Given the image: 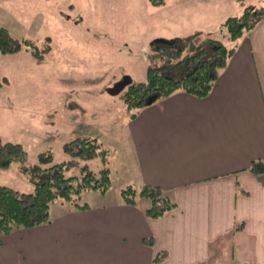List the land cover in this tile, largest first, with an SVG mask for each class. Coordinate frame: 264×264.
Instances as JSON below:
<instances>
[{
    "label": "crops",
    "instance_id": "1",
    "mask_svg": "<svg viewBox=\"0 0 264 264\" xmlns=\"http://www.w3.org/2000/svg\"><path fill=\"white\" fill-rule=\"evenodd\" d=\"M10 1L0 0V10ZM226 4L186 1V9L221 5V12L207 25L198 24L209 11L185 18L193 24L183 35L212 37L230 16ZM11 16L23 29L19 11ZM0 25L13 30L1 11ZM179 40L173 36V45ZM146 68L137 79L131 73L110 79L99 96L110 103L123 89L115 91L117 84L144 80ZM108 112L116 120L99 142L108 152L111 187L115 178L119 190L157 186L176 206L151 219L148 199L128 205L109 190L85 192L87 209L53 203L50 222L0 236V264H264V172H248L252 161L264 160V17L241 37L207 95L176 91L134 118ZM149 238L152 245L144 242ZM157 252L167 257L155 263Z\"/></svg>",
    "mask_w": 264,
    "mask_h": 264
},
{
    "label": "rangeland",
    "instance_id": "2",
    "mask_svg": "<svg viewBox=\"0 0 264 264\" xmlns=\"http://www.w3.org/2000/svg\"><path fill=\"white\" fill-rule=\"evenodd\" d=\"M24 1L3 3L0 10L3 20L13 29L10 30L13 36L32 40L38 48L49 51L41 60L24 49L0 55L3 83L0 88V139L21 144L27 152L28 166L37 163L38 153L45 150L51 152L53 163L67 160L63 145L75 137L107 141L105 129L116 120H109L108 113L112 112L108 111L119 118L128 116L123 102L124 89L116 93L110 103L99 96L105 86L114 83L107 82L110 79L128 73L137 79L143 72V65L164 64L168 65L165 73L177 77L184 71L180 60L200 49L207 52V60L213 59V46L204 41L205 35L202 38L199 33L189 37L183 35L193 24H185L184 19L200 18L199 11L204 10L209 12L203 13L198 25L215 23L224 4L186 9L188 0H165L160 6L152 5L149 0ZM223 2L227 3L224 14L228 15H240L243 7L249 4L254 11L264 8V0H245L244 4L235 0ZM17 11L22 18L19 25L25 22L23 29L13 22L15 18L11 12ZM177 35L180 44L173 45V36ZM208 38L219 40L227 48L231 46L225 29H218ZM93 77H102V81L87 82ZM89 165L96 171L101 167L100 159H92ZM74 173L77 168L68 172ZM44 174L48 175L49 171L40 173ZM0 185L23 192L33 189L25 174L19 171L18 163L0 169ZM119 185L115 178L110 194L120 195Z\"/></svg>",
    "mask_w": 264,
    "mask_h": 264
},
{
    "label": "trees",
    "instance_id": "3",
    "mask_svg": "<svg viewBox=\"0 0 264 264\" xmlns=\"http://www.w3.org/2000/svg\"><path fill=\"white\" fill-rule=\"evenodd\" d=\"M244 4L245 0H235ZM154 6H160L165 0H149ZM264 17V8L254 11L252 5L243 7L240 15L227 16L220 24L225 29L231 41L229 48L219 40L207 38L204 41L213 46L215 57L205 58L207 52L200 49L192 56H184L180 62L184 71L177 77L167 75L168 65L147 66L145 79L127 82L123 86V102L128 118H134L137 112L156 99L164 98L176 91H183L197 97H203L211 90L219 71L225 66L241 37L255 27ZM22 49L41 60L49 49L38 48L29 39L14 37L7 27L0 25V54L11 55ZM3 83L0 79V88ZM67 160L53 163V156L49 150L39 152L37 163L28 166L27 152L19 143L4 142L0 139V169H8L11 164L18 163V169L25 174L32 184L31 192H23L6 185H0V236L7 235L20 228H31L50 222V207L56 201L66 204L70 209H87V203L82 202L85 192L105 194L111 187V177L106 166L108 152L101 143L94 138L75 137L63 145ZM99 158L101 167L96 171L87 163ZM47 166V167H46ZM77 168V173L68 174ZM49 171L48 175H40ZM248 172L259 175L264 172V160L251 162ZM123 203L134 205L138 199H148L149 207L146 216L156 219L173 209L176 204L157 186L140 184L138 187L127 185L120 190ZM238 225L237 228H241ZM144 242L152 245V239ZM166 252H157L153 258L155 263L163 261Z\"/></svg>",
    "mask_w": 264,
    "mask_h": 264
},
{
    "label": "water",
    "instance_id": "4",
    "mask_svg": "<svg viewBox=\"0 0 264 264\" xmlns=\"http://www.w3.org/2000/svg\"><path fill=\"white\" fill-rule=\"evenodd\" d=\"M129 82L128 80H124L123 82H120L119 84L116 85L115 91H118L123 88L125 83Z\"/></svg>",
    "mask_w": 264,
    "mask_h": 264
}]
</instances>
